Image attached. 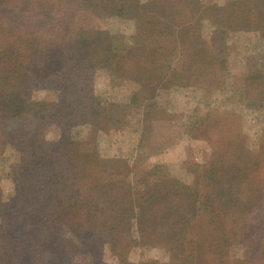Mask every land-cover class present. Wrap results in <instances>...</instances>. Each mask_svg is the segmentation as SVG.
I'll return each mask as SVG.
<instances>
[{"label": "rangeland", "instance_id": "374dc122", "mask_svg": "<svg viewBox=\"0 0 264 264\" xmlns=\"http://www.w3.org/2000/svg\"><path fill=\"white\" fill-rule=\"evenodd\" d=\"M151 1L153 2L146 8L153 14L155 10L163 14L166 11L163 8L170 4L180 9L184 4L197 2ZM198 1L201 6L191 10L189 17L192 23H201L202 38L205 41V53H202L204 62L192 58L195 64L201 65L202 70L197 75L199 78L191 85L173 87L166 93L163 92L157 98L164 105L162 108L146 110L137 120L132 116L129 126L122 128L121 132H114L113 129L109 132L93 131L91 146L96 150L95 153L105 159H113L114 163L98 166V169L97 164L92 161V167L100 172L95 178L82 182L81 186L88 189L94 183L90 196L87 192V200L99 196L101 198L98 200L106 203L109 196L106 194V185L109 189L114 188L113 192L117 195L123 192L121 198L129 199L125 190L127 182H123V178L130 179L131 182L141 180V189L144 190L150 176L160 179V173L166 169L168 175L187 185L186 191L191 192L194 198L198 195L203 200L212 197L213 192L203 183V170L196 168V164H202L209 154L219 151L222 160H226L228 164L238 165L237 162H241L240 166L246 176L237 192V204L233 203L228 207L224 227L219 230H222L220 243L218 240L209 241V251L205 256L200 244L190 245L191 249H195V254L189 264H264V76L260 77V71H264V20L259 19L260 14L263 19L264 11H258L261 7L257 0ZM75 2L76 0H0V264H170L177 245L168 242L172 239L169 237L176 222L184 219L181 214L176 213L171 203L163 206L156 228L152 229L150 226L152 231L141 226L138 208L134 209L138 214L136 218H130L131 215L135 216L132 211L115 218L113 206H110V211L107 207L102 210L93 206L98 212L92 211V208L85 212L87 208L83 205L81 207L84 209L76 207L71 211L64 203L44 205L43 198L52 191V186H47L43 193L37 195L27 189V194L23 196L32 210L33 207L38 208V219L36 209L33 217L37 227L31 225L32 221L23 222L22 216L17 219L8 217L1 208L7 205L5 203L13 196L15 189L25 187L17 182L22 174L17 158L21 156L20 150L25 149V144L22 147L19 145L21 139L37 128L43 129L42 135L51 143L45 149L47 154L53 147L63 144L64 140L81 142L84 146L73 149V153L65 161L70 164L71 172L81 171L79 156L83 158L88 150L84 143L90 129L87 123H72L74 117L71 118V114L75 110V103L79 99L84 102L83 106H90L96 101L107 104L113 96L116 97V91L112 89L113 83L111 84V71L99 65L95 50L92 49L80 63L87 82L77 99L74 89L68 88L69 92H64L51 85L45 86L37 79L33 83L29 78L23 85L24 90H27L23 97H27V101L18 98L13 105L2 104L1 97L6 94L5 90L12 88L17 80L5 83L4 80L1 81L2 74L14 69L16 62L22 64L20 68L36 62L39 56L37 46L41 42L37 37L51 39L69 33L76 36L92 34L109 27L121 33L134 32L136 20L121 15H98L91 8L85 10L75 6ZM154 3L157 5L151 6ZM248 3L252 5L251 8H247ZM159 5L164 7L158 9ZM232 13L238 17H229ZM220 16L227 22L228 36L225 35L224 40L220 34L214 33L220 23L216 19ZM179 41L174 61V66L178 69L194 49V44H198L197 41H184L183 38ZM214 41L222 42L220 48ZM30 43L33 44L32 47L29 46ZM23 71L30 74L31 78L35 76V72L29 67ZM121 96L119 98L123 97ZM28 100L35 103H55L57 107L53 108L51 117L45 118L41 124L37 115L30 111ZM252 102L254 104L250 105ZM35 107H38L37 104ZM197 114L200 117L211 114L212 119L203 126V130H197L198 125L193 126L196 129L192 133L190 124ZM139 125L149 133V146L141 154L134 153L133 150L134 143L139 140ZM119 156L128 159V163L118 160L116 157ZM156 164H161V167L154 175L152 169ZM163 165L166 168H162ZM42 170L43 175L50 173L47 168ZM38 174L33 172L22 177L36 191L37 186L44 183L40 179L42 175ZM61 181L60 190L64 192L68 185L65 179ZM56 197L68 199V195L62 192H58ZM221 201L222 199L218 200ZM86 204L87 201L84 205ZM83 221L94 226V232L87 236L89 244L80 241L72 231V228L76 229ZM206 225L207 220L199 218L185 229L190 230L196 240H201L203 237L200 231ZM29 226L27 231L25 228ZM143 230L145 237H142ZM196 232L200 235H195ZM11 245L15 247L14 253L7 252L4 256L2 249Z\"/></svg>", "mask_w": 264, "mask_h": 264}, {"label": "trees", "instance_id": "16d2710c", "mask_svg": "<svg viewBox=\"0 0 264 264\" xmlns=\"http://www.w3.org/2000/svg\"><path fill=\"white\" fill-rule=\"evenodd\" d=\"M257 1L261 7L258 11H264V1ZM151 2L153 1L76 0L75 6L85 10L91 8V11L95 14H109L110 17L121 15L136 20L134 32L121 33L109 27L106 30H96L92 34H77L76 36L74 33H69L51 39H44L42 37H39V39L37 37L41 42L37 46L39 47L37 50L39 56L35 60L36 62L23 68H20V65H22L20 62H16L18 68L15 66L14 69H10L2 74L3 78L1 77V81L4 80L5 83L17 79L12 88L5 90L6 94L4 97H1L2 104L9 103L13 105L14 100L18 98L27 101L28 98L23 97L25 91H27L26 88L24 90L23 85L29 81V78L30 80L32 79L33 83L37 79L45 86L49 87L51 85L53 88L63 90L64 92H69L68 88L74 89L73 92H77L75 94V99H77L79 92L83 93L87 82L85 75L82 73L80 63L86 59V55L93 49L95 50L99 65L111 71V84L113 83L112 89L116 91V97L113 96L112 100L110 99L107 104L96 101L90 106H83L84 102L79 99L75 103V110L71 114V118L74 117V120L71 122L73 124L87 123L90 129L89 136L85 139L84 143L88 147V150L85 151L83 158L79 156V163L82 165L81 171L71 172L70 164L65 162L68 156L73 153V149L81 145L84 146L81 142L74 139L64 140L63 144H60L61 146L54 145L53 150L47 154L45 153V149L51 146V143L42 135L43 129L37 128L30 135L21 139L19 145L23 146L25 144V149L20 150L21 156L17 158L18 168L22 170V174L17 182L23 184L25 187L21 189L20 186L18 189H15L13 196L5 203L7 205L1 208L8 214V217L13 216L17 219L18 216H22L23 222L32 221L31 225L37 227L33 217H35L34 209H36V219H38V208L36 206L32 210L29 207L28 201L23 196L27 194V189L33 191L34 195H37L38 193H43L47 186H52V193L48 192L45 198H43L44 205H48L49 203H64L69 211L74 208L76 209V207L84 209L81 207L83 205L87 208L85 212L90 211L89 208H92V211L98 212L93 206L102 210H105V207H107V210L110 211V206H113L115 207V210H113V217L115 218L125 216L130 211L134 214V209L138 208V219L141 221V226L145 229L149 228L152 231L150 226L152 229L156 228L163 206L171 203L176 213L181 214L184 219L176 222V226L172 229V234L169 237L172 239L168 242L177 245L176 249L179 250L177 251L173 248L174 255L170 264H189L195 254L193 252L195 249H191L190 245L196 246L200 244L201 252L205 256L209 251V241L216 242L218 240L219 242L222 232V230H219L224 227V218L226 217V213L229 212L228 207L236 202L237 192L246 176L244 169L240 166L241 162H237L238 165L228 164L226 160H222L219 151H215L209 154L202 164L197 163V166L195 165L196 168L203 170L202 176L205 180L203 183L209 191L212 190L213 192L212 197H207L203 200L198 195L194 198L191 192L186 191L187 185L168 175L166 169H163V172L160 173L162 175L160 179L153 178V175L150 176L151 179L144 185V190L141 189L143 184L141 180L131 182L130 179L126 180L123 178L122 181L127 182L125 190H127L126 195H129V199L121 198L124 195L123 192L117 195L115 191L113 192L114 188L109 189V186L106 185V194L109 195L106 203L100 202L98 199L101 197L99 196L88 198L87 200L85 198L87 192L90 196L94 183L88 189L81 186L82 182L95 178V175L100 172L92 167V161L97 164L96 168L107 163H114L113 159H105L100 154L95 153L96 150L91 146L93 131L100 132L103 130L109 132L113 129L112 131L114 132H121L122 128L129 126L132 116H135L137 120L141 118L142 113L146 110L150 111L162 108L164 105L157 101V98L159 99L163 95V92L166 93V91H169L173 87L191 85L194 80L197 81L199 78L197 75L202 70L201 65L195 64L192 58H196V61L201 59L204 62V55L202 53H205V41L202 38L201 23L194 24L189 17V13H192L191 10L200 5L199 1L184 4L180 9L171 4L166 7L164 5L157 6L158 9L164 7L163 9L166 11L163 14H160L157 10L153 11L154 14L151 13L150 9L146 8ZM154 5H157V3L151 6ZM247 5V8L252 7L249 3ZM214 14H218V12ZM229 17L237 18L238 16L232 13ZM227 19L229 20V18ZM259 19L260 21L264 20V17L262 19V14H260ZM216 21L220 23L217 24L214 33L220 34L222 40H224L225 35L228 36L227 22L222 16L216 19ZM181 38L184 41H197L198 44H194V49L186 56L187 59L185 58L181 68L178 69L175 68L174 61L178 54L179 40ZM214 43L218 44V48L222 45L220 41H214ZM32 45L31 43L29 44L30 47ZM26 67L34 71L35 76L31 78L30 74L23 71ZM263 76L264 71H260V77ZM119 96L122 98H119ZM78 103L79 105H77ZM35 104L38 107H35ZM54 104L45 102L35 103L28 100L27 105L31 107L30 111L37 115L42 124L45 118L51 117L53 108L57 107ZM253 104L254 102L250 103V105ZM81 105L82 107H80ZM211 119V114H207L204 117H200L197 114V117L190 124L192 126L190 127L191 132L195 133L196 128L193 126L197 125V130H203V126L208 121L210 122ZM222 121H225L224 118H222ZM137 132L139 140H136L134 143L133 150L134 153L141 154L149 146V133L144 131L140 125L137 128ZM29 150H32V152H29ZM116 158L126 163L129 161L121 156ZM70 160L74 162L72 158ZM160 167L161 164L153 166L154 175ZM42 168L49 169L50 173L46 175L41 174ZM162 168H166L165 165ZM33 172H38V176L42 175L40 179L44 182L42 185L37 186L38 191L33 186H28L22 178L24 175L33 174ZM104 174L106 173L104 172ZM61 179H65L68 185L64 192L60 190L62 189L60 186L62 183ZM109 179L112 180V177H109ZM58 192L68 195V199L63 200L60 197H56ZM219 199H222V201L218 202ZM85 201H87L86 205H84ZM43 210L44 206H42L41 212ZM137 215L135 213V216L131 215L130 218H136ZM84 218L87 219L85 216ZM199 218H205L208 225H206L203 231H200L203 239L196 240L197 238L192 236L190 230H186L185 227ZM64 219L68 221L67 218L64 217ZM25 229L28 231L30 226ZM72 231L79 237L80 241L82 240L89 244L87 236L94 232V226L89 222L83 221L80 222V225L76 229L72 228ZM142 234V237L146 236L144 230ZM194 234L200 235L197 232ZM114 238L116 239L115 235ZM177 241L179 242L177 243ZM14 249L15 247L12 245L2 249L4 256L7 252L14 253ZM11 253L9 256H11ZM202 260L204 261V257Z\"/></svg>", "mask_w": 264, "mask_h": 264}]
</instances>
